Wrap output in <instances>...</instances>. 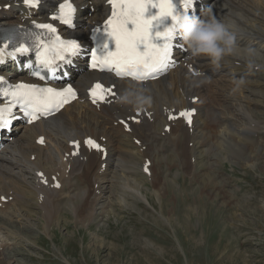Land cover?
Instances as JSON below:
<instances>
[{
  "label": "bare ground",
  "instance_id": "1",
  "mask_svg": "<svg viewBox=\"0 0 264 264\" xmlns=\"http://www.w3.org/2000/svg\"><path fill=\"white\" fill-rule=\"evenodd\" d=\"M1 1L0 28L28 24L23 13L28 15L29 12L21 8V0ZM54 1L58 0H44L37 14L40 20L45 21L46 10L51 8ZM5 5L10 6L8 11L3 9ZM211 5L216 18L237 33L240 48L257 50L259 56L256 64L264 67V21L259 18L260 10H264V0H213ZM97 10L90 19L84 17L82 24L95 25L103 12L101 8ZM251 13L257 14L254 15L257 18ZM76 33L83 34L81 30ZM206 60L208 63L209 59L206 57L193 58L188 64L196 72L209 77L216 73H226L236 77L235 81L241 78L245 81L249 76L250 72L241 70L243 66H247L244 65L247 62L240 56L225 57L218 69L209 61L212 70L207 68ZM99 78L107 79L106 84L114 87L116 97L111 98L110 102L98 109L86 103L81 106L76 102L53 118L38 122L18 133L13 144H9L0 154V199L9 198L12 208L21 205L24 198L22 195L29 192L24 190L27 188L40 192L42 211L47 222H55L61 217L59 201L64 199L69 208L75 209L83 205L88 215H94L98 207L102 208L100 200H104V195L114 194V186L108 183H113L114 178L119 177L118 171H130L133 178L120 174L122 181L119 184L115 182L117 192L126 193L127 189H131L142 194L139 188L141 185L136 182L132 173L138 163L146 166L144 173L154 180L151 185L155 187L159 180H163L158 172L159 169L163 170V161L172 162V169L181 167L187 173L196 170L199 160L211 161L217 165L221 160L236 158L247 163L249 168L261 164L260 152L263 147L260 149V146H263L264 138L257 141L252 139L259 134L264 135V120L255 121L252 114H249L245 99L227 97L225 90L222 92L223 88H217V82L213 81L214 85H210V81L201 83L197 77L191 76L185 64L167 76L143 85L114 80L109 76L83 74L76 81L80 94ZM134 86L144 89L145 94L152 97L151 106L144 111L135 108ZM262 86L263 84L260 87ZM211 87L221 91L216 89V92ZM240 87H244V90L248 88L245 84ZM243 91L241 92L244 93ZM259 93L264 94V90H259ZM125 96L128 98L125 99ZM194 99L196 103L192 102ZM218 100L221 103L218 104ZM188 110L195 112L191 125L178 118L179 113ZM133 117L139 120L138 124H134ZM261 117H264V113H261ZM121 121H126L128 133L124 131ZM39 137L43 138L45 146L37 145ZM89 138L105 149L104 160H101L99 152L90 151L87 144L84 145ZM74 142H78L77 150L72 146ZM133 150L136 152L133 153ZM210 157H215V160L212 161ZM191 161H194L193 166ZM102 164L104 169H101ZM211 164L209 168L212 167ZM9 177H12L11 181L20 184V194L17 191L8 192L12 189L9 188L8 181H5ZM196 178L201 182L208 179L209 175H202L201 179L198 175ZM44 182L47 183L46 186ZM230 194L232 193L228 195ZM4 206L6 205H1Z\"/></svg>",
  "mask_w": 264,
  "mask_h": 264
},
{
  "label": "rangeland",
  "instance_id": "2",
  "mask_svg": "<svg viewBox=\"0 0 264 264\" xmlns=\"http://www.w3.org/2000/svg\"><path fill=\"white\" fill-rule=\"evenodd\" d=\"M263 12L259 18L264 21ZM206 66L212 70L207 60ZM241 70L250 72L245 90L236 86V77L226 73L213 74L210 85L217 82L227 97L245 99L249 114L261 122L264 94L259 90H264V67L243 66ZM217 88L212 89L221 91ZM263 138L259 134L252 140ZM262 147L261 164L254 168L236 158L217 165L199 160L196 170L187 173L163 161V170L158 171L163 180L157 187L142 170L146 166L138 163L132 173L141 185V195L131 189L127 194L117 192L120 174L131 177L130 171H118L119 177L108 183L114 186V194L104 195L102 208L94 215H88L83 205L69 208L64 199L59 201L61 217L51 223L45 220L40 192L24 189L28 196L23 194L21 205L13 208L9 198H2L0 203L6 199L1 204L6 206L0 208V264H264V143ZM198 175L209 178L200 182ZM11 180H5L12 188L8 192L18 193L20 184Z\"/></svg>",
  "mask_w": 264,
  "mask_h": 264
},
{
  "label": "snow or ice",
  "instance_id": "3",
  "mask_svg": "<svg viewBox=\"0 0 264 264\" xmlns=\"http://www.w3.org/2000/svg\"><path fill=\"white\" fill-rule=\"evenodd\" d=\"M26 6H35L39 0H23ZM185 8L192 3V0H183ZM111 6V14L105 21L103 35L106 37L99 48L103 56L98 60L97 51L91 53L92 66L99 67L100 70H114L117 76H122L125 72L131 74L132 79H148L158 71L164 70L171 62L172 40L174 38V22L176 14L171 0H107ZM64 5L61 6V13L64 12ZM70 7V6H69ZM149 8L158 9V15L146 18ZM74 11V10H73ZM163 17H170L173 27L164 32L153 34V22ZM55 18V17H53ZM65 23L70 21L64 20ZM36 27L55 32V28L50 24H38ZM94 31L100 32L99 28ZM155 41H161L156 43ZM110 43L114 44V50H110ZM80 46L75 40L64 41L57 37L54 44L45 45L37 52V61L49 71L53 69L56 61H64L65 53L75 55L79 52ZM143 69V74L138 76V70ZM3 82V77H0ZM4 95H10V107L0 108V126L7 123L4 119L5 112L11 114V107L19 104L25 108L26 114L30 117L29 122L38 118V113L51 114L54 109H59L69 98H75V92L71 87L57 91L53 88H37L33 85L20 83L10 92L7 90ZM111 88L97 82L93 89L89 90V95L93 102H105V98L113 95ZM181 115L190 116L191 112ZM132 119L135 120V117ZM126 123V121H121ZM138 122V121H137ZM191 123V120H188ZM43 143V140L40 141ZM86 144L101 150L90 138ZM74 148H78V142H74ZM75 154V152L73 153Z\"/></svg>",
  "mask_w": 264,
  "mask_h": 264
},
{
  "label": "clouds",
  "instance_id": "4",
  "mask_svg": "<svg viewBox=\"0 0 264 264\" xmlns=\"http://www.w3.org/2000/svg\"><path fill=\"white\" fill-rule=\"evenodd\" d=\"M174 35H176L192 58L206 57L215 68H219L221 61L227 56H240L246 60L251 70L256 65L259 56L253 48L241 49L237 43V33L226 23L217 19L211 8L205 10L201 16L187 14L177 15L174 22ZM201 83H207L211 77L196 72ZM245 81L241 78L235 81L237 87ZM136 90L135 108L144 111L151 106L152 97L145 94V90L134 86ZM125 99L128 97L125 96Z\"/></svg>",
  "mask_w": 264,
  "mask_h": 264
}]
</instances>
